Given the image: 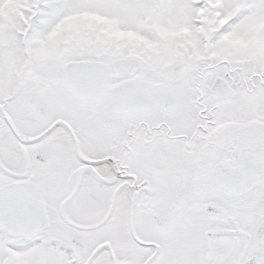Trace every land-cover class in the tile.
Wrapping results in <instances>:
<instances>
[{
    "label": "snow or ice",
    "instance_id": "snow-or-ice-1",
    "mask_svg": "<svg viewBox=\"0 0 264 264\" xmlns=\"http://www.w3.org/2000/svg\"><path fill=\"white\" fill-rule=\"evenodd\" d=\"M0 264H264V0H0Z\"/></svg>",
    "mask_w": 264,
    "mask_h": 264
}]
</instances>
